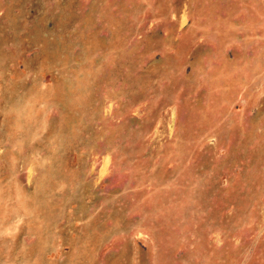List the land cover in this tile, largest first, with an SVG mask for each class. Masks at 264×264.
<instances>
[{
	"label": "rangeland",
	"instance_id": "obj_1",
	"mask_svg": "<svg viewBox=\"0 0 264 264\" xmlns=\"http://www.w3.org/2000/svg\"><path fill=\"white\" fill-rule=\"evenodd\" d=\"M0 264H264V0H0Z\"/></svg>",
	"mask_w": 264,
	"mask_h": 264
}]
</instances>
